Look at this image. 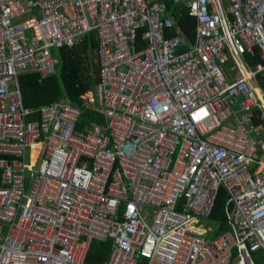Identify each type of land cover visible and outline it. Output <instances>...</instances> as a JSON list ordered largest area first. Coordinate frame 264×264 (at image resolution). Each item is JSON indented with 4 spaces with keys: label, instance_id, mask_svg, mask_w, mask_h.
Segmentation results:
<instances>
[{
    "label": "built area",
    "instance_id": "2783aa9c",
    "mask_svg": "<svg viewBox=\"0 0 264 264\" xmlns=\"http://www.w3.org/2000/svg\"><path fill=\"white\" fill-rule=\"evenodd\" d=\"M176 3L194 43L164 0H0V264H264V0ZM91 32L96 88L26 107Z\"/></svg>",
    "mask_w": 264,
    "mask_h": 264
},
{
    "label": "trees",
    "instance_id": "16d2710c",
    "mask_svg": "<svg viewBox=\"0 0 264 264\" xmlns=\"http://www.w3.org/2000/svg\"><path fill=\"white\" fill-rule=\"evenodd\" d=\"M170 15L178 19L185 35L192 38L198 26L197 19L190 13L184 4L175 3L174 0H164ZM99 41L96 32L91 34L74 48H62L55 52L60 59L58 73L48 79L40 80L38 75H25L20 77L24 103L29 108H40L53 102L67 98L73 105H78L79 97L89 90H94L100 83V58L98 55ZM92 122L102 123L103 119L90 111H83L78 122V131ZM259 126V122L254 124ZM1 185V172H0ZM227 199L226 191L222 188L216 199L210 216V224L216 229L217 235L228 232L224 212ZM112 241L102 242L95 240L90 250L87 264H104L111 256ZM259 255H254L256 264H259ZM139 264H146L140 259Z\"/></svg>",
    "mask_w": 264,
    "mask_h": 264
},
{
    "label": "crops",
    "instance_id": "0c3cea01",
    "mask_svg": "<svg viewBox=\"0 0 264 264\" xmlns=\"http://www.w3.org/2000/svg\"><path fill=\"white\" fill-rule=\"evenodd\" d=\"M174 2L176 3V0H174ZM178 4H181V3H178ZM176 21H178V20H176ZM176 24L179 25V26H178V30L183 32V30H182V26L179 24V21L176 22ZM196 31H197V29H196ZM196 31H195V35H194L193 39L190 38V37H188V36L186 35V36L190 39L191 43H194V40H195V37H196ZM62 99H67V98H62ZM62 99H61V100H62ZM67 100H68V99H67Z\"/></svg>",
    "mask_w": 264,
    "mask_h": 264
},
{
    "label": "rangeland",
    "instance_id": "374dc122",
    "mask_svg": "<svg viewBox=\"0 0 264 264\" xmlns=\"http://www.w3.org/2000/svg\"><path fill=\"white\" fill-rule=\"evenodd\" d=\"M209 225H212V224H209ZM206 227H208V224H206Z\"/></svg>",
    "mask_w": 264,
    "mask_h": 264
}]
</instances>
